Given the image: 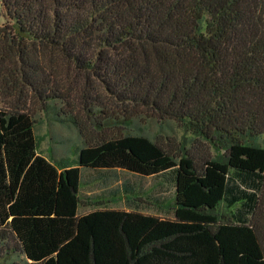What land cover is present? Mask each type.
Segmentation results:
<instances>
[{"label": "trees", "instance_id": "obj_1", "mask_svg": "<svg viewBox=\"0 0 264 264\" xmlns=\"http://www.w3.org/2000/svg\"><path fill=\"white\" fill-rule=\"evenodd\" d=\"M1 4L0 264H264V146L244 141L264 134V0ZM64 68L220 154L118 134L86 139L76 166L51 164L36 153L32 106L70 104ZM81 169L172 183L171 214L101 197L80 214Z\"/></svg>", "mask_w": 264, "mask_h": 264}, {"label": "rangeland", "instance_id": "obj_2", "mask_svg": "<svg viewBox=\"0 0 264 264\" xmlns=\"http://www.w3.org/2000/svg\"><path fill=\"white\" fill-rule=\"evenodd\" d=\"M4 20L0 0V24ZM61 75L68 83L66 86L70 85L73 89L70 104L57 100L43 110L37 105V107L32 106L36 153L59 168L76 166L79 149L87 145L86 139L93 140L94 137H109L118 134L142 135L151 141L158 140L168 145L183 146L196 157L208 154L212 159L220 154L209 142L192 132L186 124L171 118L161 119L146 107L120 104L115 99L100 94L94 79L90 76L86 77L85 74H78L65 68ZM95 94L101 95L96 102L97 105H94L90 98ZM124 109H126L125 112ZM124 117L129 121L123 122ZM75 118L78 123H75ZM107 119L111 120L109 124L104 123L100 126L95 124L97 121L105 122ZM244 141L252 146H264V134L245 136ZM93 177H96V171L81 169V178H83L81 195L90 194L93 200H100L101 197V200L108 202L110 206L129 207L130 204L135 203L141 206L143 213L151 215L167 217L168 212L171 211L173 190L169 185L161 187L156 180L139 179L128 175L125 179L116 178V181H127L126 183L132 185L135 194L123 195L119 188L121 185L118 182L107 184L109 183L108 178L100 177L92 184H85ZM116 187L118 189H115ZM113 189L118 192H113ZM153 197L163 198L164 202L158 205ZM139 198L149 205L139 203ZM219 212L226 214L223 205L219 208ZM15 260L19 264H28L23 257L15 258Z\"/></svg>", "mask_w": 264, "mask_h": 264}, {"label": "crops", "instance_id": "obj_3", "mask_svg": "<svg viewBox=\"0 0 264 264\" xmlns=\"http://www.w3.org/2000/svg\"><path fill=\"white\" fill-rule=\"evenodd\" d=\"M99 175H101L100 176L101 178H105V179L108 178L109 179V183H107V184H109V185H111L110 183H112V182H116V183L118 182L121 185V186H119V188H120V191H122L123 195H125V192H126L125 191V186H127V189L129 190V193L135 194L133 192V190H132V185H129L128 183H126L127 181L126 182H124L125 180L116 181V178L125 179V177H127L129 175V174H127V173H125L123 171H120V170H117V171H102V172H99V174L96 173V177H93V178L89 179V181L86 182V183L92 184V182H95L96 180L99 179V177H98ZM130 176L138 177V176H135V175H130ZM138 178L139 179L156 180V182H158L159 186H161V187L162 186L167 187L169 185V187L174 192L173 184L172 183H168V182H166L163 179H159V178H156V177H138ZM115 189H118V187H116ZM113 192H118V190H114ZM173 192H172V194H173ZM80 193H82L81 189H80ZM132 194H130V195H132ZM83 196L84 197L81 198V200L83 201V205L78 210L80 214L87 213L90 210L94 209V207L90 205L92 202H94L93 199H90V198H92V195L90 196V194L85 193ZM150 199H152V197ZM153 200L158 205H161L164 202V199L163 198H159V197H155V198L153 197ZM138 202L141 203V204L149 205V203H147V202L144 203L143 200H141L140 198L138 199ZM105 206L108 209H118V210H124V211L136 210V211H139V212L143 213V211L141 210V206H139L138 204H135V203L130 204L129 207L110 206L108 203ZM168 213L171 214V211H169ZM156 216L165 217L164 215H156Z\"/></svg>", "mask_w": 264, "mask_h": 264}]
</instances>
